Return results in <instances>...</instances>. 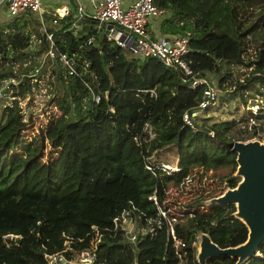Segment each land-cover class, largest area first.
Listing matches in <instances>:
<instances>
[{
    "label": "trees",
    "instance_id": "1",
    "mask_svg": "<svg viewBox=\"0 0 264 264\" xmlns=\"http://www.w3.org/2000/svg\"><path fill=\"white\" fill-rule=\"evenodd\" d=\"M154 3L167 12L153 18L158 30L149 24L152 36L189 35L191 52L187 61L195 72L211 71L219 75V86H224L233 76L231 64H261L262 52L255 61H246L244 54L249 36L264 30V0H154ZM250 4L252 10L259 7L257 16L252 21L241 19L245 5ZM70 16L60 19L57 25L52 24L53 15L46 16L48 29L55 32L57 53L73 57L76 71L65 70L60 62L62 90L49 103L51 117L43 134L58 152V166L77 175L79 190L75 195H63L66 175L56 168L47 174L41 157L32 153L0 194V264H50L49 256L63 251L67 241L72 249L65 256L70 259L76 251L88 246L93 226L113 228V219L124 209L135 206L144 219V214L157 215V206L149 196L161 183L147 169L145 158L168 146L177 147L183 173L190 165L197 164L196 168L203 173V188L221 190L214 181L217 168L204 163L227 168L219 175L227 185L234 186L237 181L231 178L236 168L235 157L226 158L229 144L243 140L231 136L233 128L239 122L247 123V119L220 120L194 131L184 122L183 114L201 101L204 85L192 88L183 82V74L176 67L153 56L137 59L115 40H103V33L96 31V20L82 19L85 28L81 30L70 28L74 18ZM244 20L248 21L244 23ZM28 26L45 37L39 32L40 22L35 16L30 15L29 21L19 29ZM93 34L95 41L88 44ZM0 38L2 48L8 43L22 48L26 37L20 31L15 39L5 34H0ZM48 47L45 39L42 48L46 51ZM21 56L19 53L16 57ZM34 66L30 72L35 71ZM51 69L58 79L57 64ZM42 71L47 72L48 68L43 67ZM254 82L264 87V72L235 87L231 96L239 92L245 102V92ZM258 92L264 95V91ZM93 94L100 96L99 103H94ZM74 103L78 104L75 120L70 118ZM83 103L88 105L86 109ZM19 111V107H7L2 113L0 180L3 172L16 163L20 167L14 150L25 142L22 131L26 124ZM263 117V114H250L249 118ZM146 123H150L155 135L148 140ZM259 129L253 126L246 139H260ZM135 137L139 138L138 142ZM214 144L217 156L209 164L205 149ZM185 145L193 149L187 156L194 155L189 161L184 157ZM119 164L120 175L116 176ZM214 209L211 216L201 213L175 225L177 236L188 243L183 250L186 251L183 261L168 243L164 227L156 235H143L135 248L123 241L119 231L117 237L99 244L94 264H198L191 243L200 229L210 233L212 241L220 247L243 242L247 230L231 216L233 206L209 208ZM259 252L260 256L244 264H264V241ZM234 263L222 256L208 260V264Z\"/></svg>",
    "mask_w": 264,
    "mask_h": 264
},
{
    "label": "built area",
    "instance_id": "2",
    "mask_svg": "<svg viewBox=\"0 0 264 264\" xmlns=\"http://www.w3.org/2000/svg\"><path fill=\"white\" fill-rule=\"evenodd\" d=\"M3 7H6V10L1 16L0 34L15 39L19 32L23 31L26 38L22 48L16 47L13 43H8L6 47L2 48L0 38V106L4 108L19 107V112L22 114L27 108L29 96L33 93L34 88L39 87L40 82L46 76H50L51 68L48 67L47 72L42 71L43 67H47L46 61L53 62V66L59 65L61 62L65 70L76 71L72 62L73 57H69L66 53H57L55 32L48 29L46 22V16L53 15L52 24L57 25L60 19L70 13V10L69 8L49 10L45 0H0V11ZM166 12L167 10L159 8L154 0H84L78 10L80 17L98 22L97 33H104L107 25L112 24L107 39L115 40L120 46L129 50L135 58L143 60L151 56L157 57L166 65L179 69L183 74V82L190 87L196 88L204 85L201 101L183 114L186 125L194 131L201 130L204 123H200V119L203 112L217 101L219 87L215 82H212L211 71L195 72L187 61V55L191 52V37L189 35L169 36L168 40H165L166 36H152L149 24L154 17H162ZM30 15L35 16L40 22L39 32L44 34V38L49 42L46 51L42 48L45 39L39 33L33 32L30 26L23 30L19 29V26L29 21ZM16 24L18 27L15 26ZM94 41L95 34L88 38L87 43L91 44ZM40 48L43 52V59H46L45 63L43 60L40 66L35 65L34 72H30L31 67L25 71L30 60L36 57L35 50ZM19 53H22L23 56L17 58ZM5 66L11 67L13 70H5ZM20 67L24 71H15ZM93 101L99 103L100 96L93 94ZM144 129L149 133V138L146 140L155 136L150 123H146ZM210 134L214 136L212 131ZM135 140L138 142L139 138L135 137ZM154 153L146 157L145 161L147 169L152 171L161 183V187H156L153 194L149 196V199L157 206V215L144 214V219L135 206L126 208L113 219V228L101 229L98 226H93L89 234L88 246L76 251L70 259L65 256V252L72 249L67 241L63 251L49 256L50 264H94L99 244L104 240L117 237L119 231L122 232L123 241L135 248L143 235H156L164 227L167 228L168 243L173 245L177 255L182 261L184 260L186 251L183 250L188 246V243L177 236L175 225L189 217L202 214L211 216L212 213H208L210 207L193 204L200 198L197 194V197L193 198L197 188L195 181V178L197 179L195 172L197 164L190 165L186 173H183L180 157H177L175 164H169L155 161ZM224 184L226 186L227 182L224 181ZM196 246L195 236L191 247L195 249Z\"/></svg>",
    "mask_w": 264,
    "mask_h": 264
},
{
    "label": "rangeland",
    "instance_id": "3",
    "mask_svg": "<svg viewBox=\"0 0 264 264\" xmlns=\"http://www.w3.org/2000/svg\"><path fill=\"white\" fill-rule=\"evenodd\" d=\"M255 5V4H253ZM245 13L242 14L241 19H248L249 21H252L258 14L259 7L252 10V5H245ZM246 16V17H244ZM248 20H244V23H246ZM80 25V24H79ZM82 25H80L79 28H81ZM81 30V29H79ZM263 53V60L261 64H257L256 62H253L250 66L245 65H234L231 64L229 68L233 72V76L224 83V86H219V75L215 73H211V80L212 82H215L217 86L219 87L218 90V99L217 101L207 110L203 112V116L200 119V123H204L207 125H211L212 123L220 120H231V119H247L248 122H239L235 127L233 128V132L231 134L232 137L235 138H243V140H248L246 137L250 136L251 128L253 126L260 127L258 131V135L261 137L260 140L264 141V117L260 119L253 120V118H249L250 114L258 115L263 114L264 115V95L260 94L259 91H264V87L260 85L258 82H254V86L250 89H247L245 92L246 101L244 102L242 98L239 95V92L236 94L235 97H232V92L234 91L235 87H238L240 84L244 85L246 84L247 80L251 79L252 76L260 75L264 72V30L255 36H249V40L247 42V49L244 54L246 61H255L258 59V56L260 53ZM36 57L32 58L30 60V64L28 68L25 71H28V69L34 65L40 66L43 59V52H41L40 49L35 50ZM36 58V59H35ZM40 58H42L40 60ZM46 59L44 60L45 63ZM53 62L46 61L45 65L47 68L53 67ZM67 65V63L65 62ZM58 67V75L59 78H55L52 73H50V76H46L45 79L40 82L39 87L34 88L33 93L30 94L29 103L27 104V108H25L24 112L21 114L23 117V121L25 122L26 126L25 129L22 131V138L25 139V142H22L19 146H17L14 150V153L18 154L19 157V166H16V164L6 171L3 172L1 177V184L0 185V194H2L5 191V186L7 185L9 178L14 174L17 170L21 168V165L23 162L30 158L32 153L34 155H38L41 157L42 162L45 164L46 172L47 174L51 172L53 169H59V171L66 175V187L64 188L62 194L63 195H75L79 190V179L77 175L74 173L71 169H65L61 166H58L56 162V157L58 156V152L56 148H53L51 143L44 138V129L47 127V120L51 115H49V103L50 101L55 97H57L61 90V73H62V67L61 64H57ZM26 68V67H25ZM5 70H13L11 67H4ZM43 70V69H42ZM53 69H51L52 71ZM224 70V69H223ZM15 71H24L22 70V67L19 69L17 68ZM258 89V90H257ZM88 103V102H87ZM87 104L83 103L82 107L87 108ZM78 107L77 103L73 104V108L71 110L70 118L75 120L78 118L77 110H75ZM3 106H0V124L3 121ZM2 111V112H1ZM73 111H76L73 114ZM258 138V137H253ZM250 138V139H253ZM259 139V138H258ZM242 140V141H243ZM217 145L214 144L212 146L206 147L205 149V155L207 156L208 163L212 164L214 161L213 157L217 156V152L215 151ZM185 159L189 161L191 156H194L193 153L189 156V154L193 151V149H189L185 145ZM230 152V151H229ZM177 157L179 155L177 154V147L171 145L168 146L166 149H160L157 150L154 153V160L159 162H165L169 164H175ZM235 154L230 152L227 155L226 159L234 158ZM216 163V162H215ZM206 166H214L217 168V173L214 177V181L218 185V187L221 188V190L225 187L224 181L219 179V175L221 171H225L227 168L222 167L221 164H215V165H207ZM118 168L115 171V175H120V167L119 164L117 166ZM195 172L197 174V179L195 178V181L197 182V188L195 190V193L193 195V198H196L197 195L200 196V198L194 202L193 204L197 205L201 200L210 198L212 195H217L219 191H213L208 188H203V183L201 181L203 173L202 171L198 170L195 167ZM5 188V189H4ZM197 191V192H196ZM197 194V195H196ZM187 197V196H186ZM186 197L184 198V201L186 200ZM214 210L209 211L208 213H214Z\"/></svg>",
    "mask_w": 264,
    "mask_h": 264
},
{
    "label": "water",
    "instance_id": "4",
    "mask_svg": "<svg viewBox=\"0 0 264 264\" xmlns=\"http://www.w3.org/2000/svg\"><path fill=\"white\" fill-rule=\"evenodd\" d=\"M112 24H108L102 39L106 40ZM168 40V37L165 38ZM229 151L235 153L236 168L231 178L234 186L226 185L220 193L201 200L197 206H233L231 216L244 225L246 239L235 245L220 247L204 230L196 234L195 258L198 264H208L215 256L228 257L234 264H244L260 256L259 246L264 241V141L253 138L234 140Z\"/></svg>",
    "mask_w": 264,
    "mask_h": 264
},
{
    "label": "crops",
    "instance_id": "5",
    "mask_svg": "<svg viewBox=\"0 0 264 264\" xmlns=\"http://www.w3.org/2000/svg\"><path fill=\"white\" fill-rule=\"evenodd\" d=\"M45 2L47 4L48 9L49 10H52V11L53 10H55V11L56 10H62L64 8H69L70 13L67 16H65V17H68L70 15H71L70 17H72V16L74 17L72 19L73 22L70 24V27H72V28L75 27L78 30L85 28V23H83L82 19H86V18L80 17V15L78 13L80 4H82L84 2V0H45ZM5 10H6V7H3L1 9V11H0V24L2 22L1 16L5 12ZM151 23L154 26L153 28L156 29V30H158L157 29V23L154 22L153 20H152ZM79 24L82 25L81 28H79L80 27ZM159 35L160 34L158 33V36Z\"/></svg>",
    "mask_w": 264,
    "mask_h": 264
}]
</instances>
